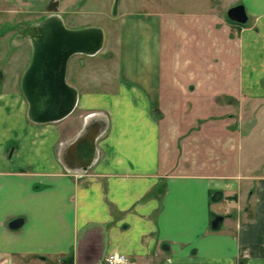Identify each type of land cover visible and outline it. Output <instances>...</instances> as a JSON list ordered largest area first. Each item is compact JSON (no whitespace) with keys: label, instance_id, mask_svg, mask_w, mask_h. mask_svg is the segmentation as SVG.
Returning <instances> with one entry per match:
<instances>
[{"label":"crops","instance_id":"crops-1","mask_svg":"<svg viewBox=\"0 0 264 264\" xmlns=\"http://www.w3.org/2000/svg\"><path fill=\"white\" fill-rule=\"evenodd\" d=\"M195 2L181 22L166 15L165 29L142 4H119L118 29L101 47L110 43L120 63L117 81L104 80L116 86L66 77L77 100L58 121H31L21 92L0 90V264H105L113 252L135 264H264V177L249 178L260 183L248 212L241 179L217 174L214 160H191L188 140L179 151L152 117L164 51L183 52L173 63H193L190 43L198 54L217 51L207 39L217 29H205L216 8ZM239 3L247 19L231 21L236 88L264 102V0Z\"/></svg>","mask_w":264,"mask_h":264},{"label":"rangeland","instance_id":"rangeland-1","mask_svg":"<svg viewBox=\"0 0 264 264\" xmlns=\"http://www.w3.org/2000/svg\"><path fill=\"white\" fill-rule=\"evenodd\" d=\"M195 1L0 0V90L21 92V79L31 60V42L40 34L38 24L52 14L58 15L68 28L98 27L106 38L118 29L119 4H142L143 9L163 18L165 29L166 15L181 22L184 19L182 12L193 10ZM220 1L221 6L218 5ZM211 2L216 8L217 20L213 24L208 20L205 29L211 25L217 29L216 35L207 31L210 45L217 41L214 47L217 51H208L206 47L207 52L198 54L196 46L190 43L188 48L191 51L186 54L194 57L193 63H173L174 59L182 62L183 52L178 50L180 53L175 55L169 46L170 49L164 51L163 63H159V99L152 103L151 113L160 125L164 141L174 139V145L180 151L181 143L188 140L186 151L190 153L191 160H214L217 174L241 179L239 181L245 189L238 192L241 194L240 203L251 212L255 199L253 194L260 180L249 178L264 177V102L262 99L250 100L239 94L236 88L239 73L235 63L234 38L237 28L227 17L228 5H233L235 0ZM171 11L177 13L167 14ZM32 30L35 33L32 34ZM176 43L174 48L179 49L180 43ZM116 62L115 51L107 43L95 56L73 55L67 62L66 77H74V81L75 78L104 83L105 78L109 82L117 81L120 63ZM105 84H89V87L112 90L116 86L115 83ZM79 85L81 90L87 88L85 84ZM217 211L222 214V210ZM248 216L249 213L241 218Z\"/></svg>","mask_w":264,"mask_h":264},{"label":"water","instance_id":"water-1","mask_svg":"<svg viewBox=\"0 0 264 264\" xmlns=\"http://www.w3.org/2000/svg\"><path fill=\"white\" fill-rule=\"evenodd\" d=\"M227 17L236 23H245L244 6L230 7ZM38 28L40 34L31 42V60L20 85L28 118L37 123H49L68 115L77 100L76 89L66 82L69 58L75 54H96L103 44V31L98 27L68 28L56 14L41 21ZM95 140H92L93 146ZM222 220V215L213 214L210 228L218 229Z\"/></svg>","mask_w":264,"mask_h":264},{"label":"built area","instance_id":"built-area-1","mask_svg":"<svg viewBox=\"0 0 264 264\" xmlns=\"http://www.w3.org/2000/svg\"><path fill=\"white\" fill-rule=\"evenodd\" d=\"M105 264H135L134 261L124 253H109L104 258Z\"/></svg>","mask_w":264,"mask_h":264},{"label":"flooded vegetation","instance_id":"flooded-vegetation-1","mask_svg":"<svg viewBox=\"0 0 264 264\" xmlns=\"http://www.w3.org/2000/svg\"><path fill=\"white\" fill-rule=\"evenodd\" d=\"M31 33L33 34V33H35V32L32 30ZM35 37H37V36H34V38H35ZM34 38H33V39H34Z\"/></svg>","mask_w":264,"mask_h":264},{"label":"bare ground","instance_id":"bare-ground-1","mask_svg":"<svg viewBox=\"0 0 264 264\" xmlns=\"http://www.w3.org/2000/svg\"><path fill=\"white\" fill-rule=\"evenodd\" d=\"M54 18H57V17H54Z\"/></svg>","mask_w":264,"mask_h":264}]
</instances>
